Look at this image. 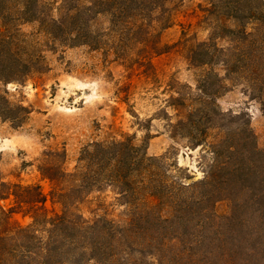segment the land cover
Returning a JSON list of instances; mask_svg holds the SVG:
<instances>
[{"label": "trees", "instance_id": "16d2710c", "mask_svg": "<svg viewBox=\"0 0 264 264\" xmlns=\"http://www.w3.org/2000/svg\"><path fill=\"white\" fill-rule=\"evenodd\" d=\"M182 1L0 0V84L18 81L36 62L22 57L20 23L36 22L69 47L144 44L146 62L163 53L161 31ZM204 1L210 34L189 49L191 65L209 68L202 86L214 91L201 92L242 81L264 108V0ZM100 16L109 19L103 31L94 29ZM220 62L224 75L213 69ZM14 109L0 91V119L15 121ZM218 130L199 181L188 182L193 177L167 157H149L132 138L93 143L73 172L46 154L38 170L51 183L52 209L39 184L0 179V264H264V149L248 121ZM105 192L122 215L87 218L82 205ZM221 200L230 204L226 216L215 211Z\"/></svg>", "mask_w": 264, "mask_h": 264}, {"label": "rangeland", "instance_id": "374dc122", "mask_svg": "<svg viewBox=\"0 0 264 264\" xmlns=\"http://www.w3.org/2000/svg\"><path fill=\"white\" fill-rule=\"evenodd\" d=\"M207 6L204 0L176 4L172 24L161 31L163 53L146 62L141 61L148 51L144 44L130 42L117 50L69 47L54 42L36 22L20 23L22 57L36 62L18 81L0 84L4 98L18 108L12 114L15 121L0 119V179L39 184L52 209L51 183L38 170L46 154L73 172L93 143L132 138L149 157H167V163L177 164L194 182L208 170V147L219 127L235 129L248 121L264 149V108L245 82L226 81L227 89L213 95L201 92L214 91L209 83L202 86L209 68L191 65L189 49L210 34ZM108 26L107 16L94 23L97 31ZM213 69L225 73L221 62ZM81 210L87 218L95 211L119 219L124 208L105 192L93 194ZM215 211L226 216L229 202H217ZM16 219L28 221L20 215Z\"/></svg>", "mask_w": 264, "mask_h": 264}]
</instances>
